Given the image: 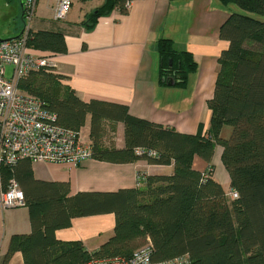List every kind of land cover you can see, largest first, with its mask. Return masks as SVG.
Returning a JSON list of instances; mask_svg holds the SVG:
<instances>
[{"label":"trees","instance_id":"trees-1","mask_svg":"<svg viewBox=\"0 0 264 264\" xmlns=\"http://www.w3.org/2000/svg\"><path fill=\"white\" fill-rule=\"evenodd\" d=\"M126 1L132 0H104L87 22L93 24L114 9L126 13ZM218 1L229 13L219 29L228 46L218 59L220 68L207 104L210 122L202 134L181 133L132 116L123 103L84 101L72 88L61 86L62 75L51 68L32 70L17 81L18 90L45 101L58 125L77 132L88 119L92 158L112 163L143 159L172 165L173 171L146 176L142 188L70 195L66 182L36 179L29 160L0 164V190L10 179L17 182L31 227L28 233L11 235L0 264H7L15 252L22 254L21 264L128 259L148 243L153 262L186 256L189 264H264V0ZM25 45L43 54L66 52L58 31L29 29ZM157 52L161 78L173 76V86H184L196 69L192 54L175 52L169 38L158 40ZM105 121L123 124V147L104 143ZM224 126L230 127L227 138L222 135ZM216 145L222 148L220 159L235 197L228 198L213 176ZM136 148L153 149L156 155H138ZM194 157L207 164L203 171L193 166ZM102 213H113L115 225L111 237L96 250L56 238L55 231L68 227L72 218Z\"/></svg>","mask_w":264,"mask_h":264},{"label":"crops","instance_id":"crops-1","mask_svg":"<svg viewBox=\"0 0 264 264\" xmlns=\"http://www.w3.org/2000/svg\"><path fill=\"white\" fill-rule=\"evenodd\" d=\"M91 1L94 0L80 3V9L76 4L75 12H70L71 6L63 19L55 20L52 11L48 17L56 22L39 29L58 31L66 42V52L52 55L57 64L55 72L62 75L60 85L72 88L84 101L95 98L123 103L132 116L181 133H204L211 117L207 104L220 68L218 59L228 46L219 36L220 26L229 16L225 6L218 0H132L126 13L114 9L91 24L86 20L91 14L89 5L84 6ZM55 4L56 0H38L36 11L44 16L49 8L54 10ZM161 38H169L175 52L192 54L196 69L187 75L184 86H168L161 81L157 52ZM85 126L88 131V119ZM224 131L230 130L223 127L222 135ZM114 145L123 147V138ZM221 153L222 148L216 145L211 163L215 180L226 191L228 174L219 179L214 162ZM193 166L203 171L207 164L194 157ZM31 169L36 179L68 183L70 195L142 188L146 176L170 175L173 171L172 165L150 164L143 159L112 163L92 157L77 165L31 163ZM114 225L113 213L74 217L68 227L57 229L55 235L61 241H80L86 250L94 251L111 237ZM30 228L26 206H0V259L11 235L28 233ZM21 263L20 252L13 253L7 262Z\"/></svg>","mask_w":264,"mask_h":264},{"label":"built area","instance_id":"built-area-1","mask_svg":"<svg viewBox=\"0 0 264 264\" xmlns=\"http://www.w3.org/2000/svg\"><path fill=\"white\" fill-rule=\"evenodd\" d=\"M37 1L24 0L27 28L22 29L20 36L0 41V164H15L26 159L32 163L77 165L92 157L90 142L81 140L80 131L58 125L56 114L46 109L43 99L17 88V81L30 71L57 67L52 55L34 52L25 45L28 22ZM71 3V0H56L53 18L63 19ZM130 3L126 1V9ZM7 65L12 67L10 77L5 76ZM135 153L156 155L155 150L148 148H136ZM230 194L236 196L235 192ZM0 206H24L23 192L15 180L10 179L8 187L0 190ZM150 253L148 243L135 250L128 259L91 260L88 264H189L186 256L168 262H153Z\"/></svg>","mask_w":264,"mask_h":264},{"label":"rangeland","instance_id":"rangeland-1","mask_svg":"<svg viewBox=\"0 0 264 264\" xmlns=\"http://www.w3.org/2000/svg\"><path fill=\"white\" fill-rule=\"evenodd\" d=\"M45 1L48 2L49 0H45ZM87 1H90V0H86V1L72 0L71 6L73 8L70 10V12H75L76 4L79 5L78 8L80 9L81 7H83V4L80 5V3H84ZM103 1L99 2V0H94V1H91V3L86 4L84 6L89 5L87 7L88 12L92 13L89 10H92V9L96 10L103 3ZM9 7L7 4H5L3 2V0H0V37L6 36V35H11V36L17 35L20 33L22 28H27L26 16L24 17V25L23 26L21 25L19 28H17L14 25L17 22H20L18 9H16V8L11 9V7L10 8ZM52 11H53V9L49 8L46 15L43 16L41 14H38V12L35 10L34 14L32 15V17L30 18V20L28 22L30 30L31 31H38L40 29V27H45L46 25H51V24L55 23L56 21H54L53 19L51 20L48 17L52 13ZM26 15H28V14L26 13ZM88 15H89V13H88ZM87 17L88 16H86V18ZM11 75H12V67L10 65H7L5 67V76L10 77ZM56 86H57V84H55L54 87H56ZM103 126H104L103 141H104V143H106V145H109L111 143L116 144V143L121 142V139L123 138V125L121 123L105 121L103 123ZM224 127L227 128L228 130H230L229 126H224ZM86 128L87 127L85 126V127L80 129V138L82 141L89 142L88 131ZM224 133H225V131H224ZM224 133H223V136L225 138L229 137V131L225 133V134H227V136H225ZM216 158L217 157L214 158V162L216 164V175H217V177L219 179H221L220 175H222V176L225 175L227 177V171L225 170V168L221 162V159L216 160ZM224 187L226 188L227 197L230 198L231 197L230 196V190H229L227 184H224Z\"/></svg>","mask_w":264,"mask_h":264},{"label":"flooded vegetation","instance_id":"flooded-vegetation-1","mask_svg":"<svg viewBox=\"0 0 264 264\" xmlns=\"http://www.w3.org/2000/svg\"><path fill=\"white\" fill-rule=\"evenodd\" d=\"M3 2L5 4L8 5H13L15 6L14 8L18 9V13H19V21L17 22V27L19 26H23L24 25V17H25V5H24V0H3ZM166 71H168L167 73H171L174 72V68L173 69H167Z\"/></svg>","mask_w":264,"mask_h":264},{"label":"water","instance_id":"water-1","mask_svg":"<svg viewBox=\"0 0 264 264\" xmlns=\"http://www.w3.org/2000/svg\"><path fill=\"white\" fill-rule=\"evenodd\" d=\"M3 40L1 37H0V41ZM170 64H171V60H169ZM162 80H165V84L168 85V86H173L174 83H175V78L173 76H164L161 78Z\"/></svg>","mask_w":264,"mask_h":264}]
</instances>
